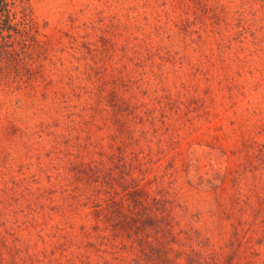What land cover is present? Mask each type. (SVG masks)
Here are the masks:
<instances>
[{
    "label": "rangeland",
    "instance_id": "rangeland-1",
    "mask_svg": "<svg viewBox=\"0 0 264 264\" xmlns=\"http://www.w3.org/2000/svg\"><path fill=\"white\" fill-rule=\"evenodd\" d=\"M0 264H264V0H0Z\"/></svg>",
    "mask_w": 264,
    "mask_h": 264
}]
</instances>
